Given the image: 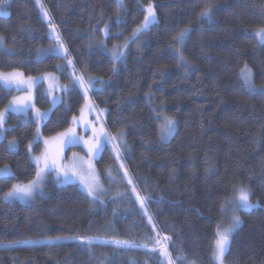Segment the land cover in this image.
Wrapping results in <instances>:
<instances>
[{
    "label": "trees",
    "instance_id": "obj_1",
    "mask_svg": "<svg viewBox=\"0 0 264 264\" xmlns=\"http://www.w3.org/2000/svg\"><path fill=\"white\" fill-rule=\"evenodd\" d=\"M149 4L157 22L133 36ZM1 5L10 15L0 17V72L56 73L66 84L76 76L86 85L95 81L94 87L76 85L66 94L42 125V135L67 132L91 99L98 110H107L111 134L127 132L123 158L136 191L110 187L116 197L93 202L77 185L60 186L52 178L33 204L6 202L12 185L36 178L28 145L36 156L45 150L34 140L39 122L33 113H9L0 168L13 174L0 179V245L15 246H0V264H216L217 228L229 223L228 205L239 185L250 188L259 207L240 212L242 225L225 261L264 264V92H251L239 75L246 64L255 86L264 90V43L254 34L264 27V0H3ZM206 8L210 14L203 16ZM185 29L177 44L173 38ZM57 40L64 46L61 53L47 51ZM16 94L0 84V112ZM36 106L52 107L45 85L36 90ZM164 114L176 122L169 143L161 138ZM13 140L17 151H9ZM98 164H115L112 148ZM137 194L149 198L144 208ZM116 240L141 247L117 248Z\"/></svg>",
    "mask_w": 264,
    "mask_h": 264
},
{
    "label": "rangeland",
    "instance_id": "obj_2",
    "mask_svg": "<svg viewBox=\"0 0 264 264\" xmlns=\"http://www.w3.org/2000/svg\"><path fill=\"white\" fill-rule=\"evenodd\" d=\"M153 10L155 12L154 7H153ZM0 11H4L8 13V15L0 16V17H8L10 15L8 10L3 5L0 6ZM146 13H147V8H146ZM156 22H157V16L155 12V21L149 24L147 28H143V24H142L140 28H142L143 30L140 31L138 35L141 33L147 32ZM254 34L256 38L259 40V42L262 43L260 38L256 35V31L254 32ZM59 53H61V50L59 51ZM248 68L251 70V86L245 83L246 86L253 93L264 92L263 88H258L257 86H255L254 72L249 66ZM13 72L22 73L21 71H13ZM0 73L7 74V73H12V72H0ZM28 78L29 77L23 73V79L27 80ZM31 78L33 81H35V83H33V85L31 86V88H29L25 84H21L19 86L13 84L11 87H5L1 84L4 88L8 90H15L16 92H18V94L14 96L12 101L14 99H21L23 101L21 104L13 105V107L23 108L25 105H28V107L26 108V110L20 111V112H15L11 110H5L3 112L4 113V125H3V128L0 129V131H3L4 135H3V138H0V141H3L6 139V135H5V132L7 130L6 123H7V116L9 113H15V114H21V115H28L30 113H33V115L38 119L39 130H40L39 139L36 141L43 142L45 146V150L43 153L47 151L50 154V156H53L56 158L58 165H60L61 167L65 169L70 170V173L71 171L77 172V175L73 177V180L71 182L63 183V184L59 183L60 186L77 185L84 193L87 194L84 184H92L98 179L99 185L103 188L104 191L102 194H100V198L99 200H97V202H102L108 197L117 196L116 194L111 193L110 187H113V189L115 190L116 189L118 190L119 187H123V188H128L132 191L133 188L131 189V184L128 183V178L129 177L131 178V175H130L129 170L126 167L125 160L123 158L125 152L128 150L127 132L122 131L116 134H113V133L111 134L107 130L106 125H105L106 117H107V110H102V109L98 110L95 104L92 105L90 100L87 99L82 108L80 115L76 117V119L73 122L72 127L70 128L74 130L73 134L75 135V137L78 138L77 143H67L68 137H59V135L52 137V138H45L42 135V125L44 124V122H47L49 120L55 108L65 103L64 97H66V94H68L69 91L74 86H76L74 84L75 77L74 79L72 78L73 80L71 81V83H68V84L64 83L62 81L61 76L56 73H51V74H46V75H42L38 77H31ZM41 85L46 86L47 96L49 97L51 105H52V107L48 110H40L41 113L47 114L43 119L37 117V113H36V109H38L36 106V90ZM54 100L56 101L55 104H53ZM7 109H9V106ZM166 118H170V117L165 114L162 115L163 123ZM175 128H176V122L174 123L171 134H164L161 132V138L163 142L165 143L171 142L175 134L174 132ZM101 129H103V132L106 133L108 137L107 142L103 143L102 146H100L97 143L98 140L102 141L104 139V136L101 134ZM46 140L49 141L47 145L44 143V141ZM13 141L16 144V148L14 151H17L18 142L16 140H13ZM85 141H88V143L86 144ZM93 145H95L98 148V151L94 149V154H90L89 147ZM108 147L112 148L115 153V164L112 167L100 168L98 163L101 160L103 152ZM72 148H80L81 150L70 151V149ZM31 153H32V160L37 166V163L34 159V157H37V156L34 155L33 153V147L31 148ZM121 165H123V167H121ZM42 166L43 165L41 164L40 167ZM4 168H7L10 174L8 176L7 175L0 176V179L9 177L13 174L12 169L9 167H2L0 169H4ZM125 172H127L128 174L127 177L125 176ZM109 173H111V175H109ZM42 175H43V180L41 182L40 188H38L33 193L30 199H19V198H11V197L6 198L5 196V201L9 203L33 204L38 196L45 195V187L49 179L53 178L55 181H57V174L55 171H52L50 174L43 173ZM81 181H83L84 183H81ZM240 187H246L250 190L249 187L244 186V185H239L236 188V192H235L234 198L232 199V203L228 205V209L230 211H233V213L232 212L230 213L231 214L230 221L222 229H220L221 231L227 229L230 226L233 215H237L240 217V220H241L240 226H241L242 218L240 216V212H251L258 208V207L252 208L249 211H245L242 208L235 207L233 201L235 200L237 191ZM249 199L251 203L259 204L258 202H255L252 200L251 190H250ZM236 230L232 233L230 237V243H231L232 236L236 232ZM216 264H219V262H216ZM223 264H227L225 261V258H224Z\"/></svg>",
    "mask_w": 264,
    "mask_h": 264
},
{
    "label": "snow or ice",
    "instance_id": "obj_3",
    "mask_svg": "<svg viewBox=\"0 0 264 264\" xmlns=\"http://www.w3.org/2000/svg\"><path fill=\"white\" fill-rule=\"evenodd\" d=\"M3 0H0V3H2ZM123 0H118V4H122ZM37 3H40V0H37ZM42 8V6H41ZM43 10V9H42ZM210 14L209 10L206 8L203 12L202 15L203 16H208ZM8 15L7 12L4 11H0V16H6ZM44 15L47 16V12H44ZM155 21V12L153 10V7L151 4L148 5L147 7V15H145L144 17V22H143V28H147L149 26V24L153 23ZM142 28H138L134 33L133 36L138 35V33L140 31H142ZM187 32V29L182 30L180 33H178V35L176 37H174L173 39L176 41L177 44L182 43L183 39L185 37V34ZM256 35L260 38L261 42L264 43V27L259 28L256 31ZM0 43H3V38L0 37ZM64 46L62 43L59 42V40H57V47L53 48V49H49L47 51L49 52H53V53H59L60 49H62ZM126 47V45H125ZM67 50L65 49V52ZM177 53L180 55V59L183 60V55L182 53H180V50L177 49ZM120 55L119 52H114L113 53V57L114 58H118ZM68 64L71 65L72 64V60L68 59ZM239 75L240 77L244 80V82L246 84H248L249 86H251V70L248 68V66L245 64L239 71ZM33 83H35V81L32 80L31 77H29L27 80L23 79V73H19V72H12V73H0V84H2L5 87H11L13 84L19 86L21 84H25L27 85L29 88H31V86L33 85ZM74 84L78 85L80 87H83L85 89H87V87H94L95 85V81L89 79L87 81V85L85 83L84 77L83 76H76L75 80H74ZM23 101L21 99H14L12 102H10L9 105V109L6 110H11V111H15V112H20V111H24L26 110V108L28 107V105H25L23 108H19V107H13V105L16 104H21ZM56 101H53V104H55ZM36 113H37V117L43 119L47 114L46 113H41L39 109H36ZM73 119L75 120L76 118L73 117ZM175 121L171 118H166L164 120V123L161 126V132L164 134H171V131L173 129ZM4 125V113L0 112V129L3 128ZM74 130L73 129H68L67 132L64 133H60L59 137H68L67 139V143H77L78 142V138L75 137V135L73 134ZM95 132V130H94ZM101 134L104 136V139L102 141L98 140L97 143L102 146L103 143L107 142V134L103 132V129H101ZM3 131H0V138H3ZM40 136V130L39 128H37L36 130V135L34 136V140H38ZM115 139V138H113ZM44 143L47 145L49 143V141H44ZM85 143L87 144L88 141H85ZM29 147V151H31L32 148V144L30 143L28 145ZM16 148V144L14 141H10L9 142V151H14ZM94 149L98 151V148L93 145L89 147V153L90 154H94ZM37 166H38V171L36 172V178L33 179L32 181H30L27 184H14L12 185V188L10 189V191L8 193L5 194L6 198H19V199H30L33 195V193L40 188L41 182L43 180V173H48L50 174L52 171H55L57 174V182L58 183H68L71 182L73 180V177H75L77 175L76 171H71L68 169H65L63 167H61L60 165H58L57 160L55 157L50 156V154L46 151L45 153H42L40 156L34 157ZM43 165L42 167H40V165ZM121 167H123V165H121ZM9 170L7 168L4 169H0V176H6L9 175ZM109 175H111V173H109ZM125 176L127 177L128 174L127 172H125ZM81 183H84L83 181H81ZM128 183L132 184L133 181L132 179L129 177L128 178ZM84 187L87 191V195L92 197L93 202L99 200L100 198V194L103 193V188L99 185L98 179L92 183V184H84ZM133 192L136 191L135 187H133L132 189ZM250 190L246 187H240L237 191L236 194V198L233 201L234 205L236 208H242L245 211H249L252 208H257L259 207V204H253L250 202ZM136 199L140 202V206L141 208L145 207V200L149 199L148 197H141L139 194H137ZM149 224H152L153 221L151 219V217H149L148 220ZM241 224V220L240 217L237 215H233L232 217V222L230 224V226L221 231L219 226L217 228V232H216V239H215V246H214V250L212 253L213 256V260L215 262H219V264H223L224 262V258L226 256V253L229 250L230 247V237L232 235V233L239 228ZM165 239H168V237H165ZM81 243H87V244H92L93 240L92 238H80ZM26 243H31V244H35L38 243L37 241H28ZM105 243H108L107 241H105ZM114 246L117 248H134V247H141V245H136L135 243H131L129 241H121V240H116L114 242ZM157 245L160 244V241L157 240L156 241ZM0 246H7V247H14L15 245L10 244V245H0ZM142 247L147 248V245H143ZM156 249H152L151 251H155ZM161 254L162 255H166V249L162 246L161 247Z\"/></svg>",
    "mask_w": 264,
    "mask_h": 264
}]
</instances>
